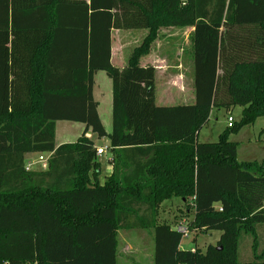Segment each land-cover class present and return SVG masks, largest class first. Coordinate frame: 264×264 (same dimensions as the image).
I'll return each mask as SVG.
<instances>
[{
    "label": "trees",
    "instance_id": "16d2710c",
    "mask_svg": "<svg viewBox=\"0 0 264 264\" xmlns=\"http://www.w3.org/2000/svg\"><path fill=\"white\" fill-rule=\"evenodd\" d=\"M193 28L194 102L157 106L154 68L140 66L159 31ZM113 30H145L127 64L111 62ZM111 84V131L93 99ZM240 118L214 143L198 134L212 110ZM264 117V0H0V264H116L118 230H152V264H264V158L239 162L229 141ZM56 122L78 123L54 145ZM95 139L112 173L100 185ZM26 154L49 155L25 171ZM179 199L193 246L159 220ZM216 231L198 249L199 234ZM242 235L252 238L239 261Z\"/></svg>",
    "mask_w": 264,
    "mask_h": 264
},
{
    "label": "rangeland",
    "instance_id": "374dc122",
    "mask_svg": "<svg viewBox=\"0 0 264 264\" xmlns=\"http://www.w3.org/2000/svg\"><path fill=\"white\" fill-rule=\"evenodd\" d=\"M177 31H181L180 29L175 30H162L161 32V38L167 37L169 40H171L170 47L173 49L177 45V41L175 39ZM136 32L134 34L136 41H132L129 43V46L123 51V57L126 62L129 53L131 49L136 46L140 40L142 39L143 35L146 34L144 30H137L133 31ZM162 43V41H159L158 45ZM185 43V42H184ZM158 45L156 49L158 50ZM189 44H185L184 46L187 47ZM155 44H153V48H155ZM184 47V48H185ZM152 52V51H150ZM146 58V57H145ZM142 60L143 62L145 61ZM95 85L93 87L94 89V96L96 100L98 101V108L97 113L98 117L101 121V124L105 130L106 133H110L111 131V117H110V108H111V101H108V98L110 97L111 92V84L110 80L107 78L104 72H98L96 76L94 77ZM156 91H155V103L161 104L162 101H159L161 98L159 96L162 95L161 90L156 85ZM240 112L241 108L235 107L233 111L228 115L234 122L238 121L240 118ZM228 116H225L224 112L220 110L219 112H215L214 115H210V118L208 120V123L202 128L200 133L198 134V142L199 143H214L217 141L218 136L221 134V132L226 127V118ZM56 134L54 143L60 144V143H73L77 140V138L80 136L82 131V125L78 123H70V122H57L56 123ZM91 140H93L96 149H103V140H97L95 137L90 134ZM229 141L237 144V155L236 159L239 162H260L262 158L264 157V117L258 118L254 124L242 128L239 133L235 135L229 136ZM106 154L107 151H104ZM104 153L102 155H104ZM37 154L30 155L29 161L33 162V164L37 161ZM45 158V156H43ZM102 157V158H101ZM97 157L96 160L98 164L103 165V156ZM101 162V163H100ZM45 162L41 163H35L33 166L30 167V170L33 171H42L45 169ZM172 200V199H171ZM178 202L172 203L170 202H163L160 206V212L159 216L163 215L165 213H171L174 212L176 209H182L179 210L181 215L185 212V207H182V203L179 199H177ZM191 215V214H189ZM192 216V215H191ZM162 217H159V220H162ZM190 217V216H189ZM182 219V218H181ZM179 217V220H181ZM190 219V218H189ZM188 218H186V222L184 224L175 225L177 226H184L186 228L187 223L190 221ZM192 219V218H191ZM171 220V219H170ZM169 221V219L167 220ZM174 227V228H175ZM150 232V231H149ZM134 233V230L129 231H119L116 236V264H123L121 259L119 261L118 255L123 252V239L125 238V234ZM140 233V232H139ZM211 233V235H210ZM141 234V233H140ZM219 234V232L212 231L204 234H199L195 238V246L200 249L201 251H204L205 248L208 245L214 246L216 244V237ZM136 235H134L135 237ZM144 243H148L150 239V234H141L140 235ZM218 238V237H217ZM257 251L260 253L262 250H264V225L259 226L257 229ZM135 239H137L135 237ZM151 241V239H150ZM251 245H252V238L248 235H242L238 247V258L239 261L249 260L250 257H252L251 253ZM193 246L192 244V236L182 238L181 240V247L183 249H189ZM147 248V247H146ZM125 264H151V257H150V248L149 251L147 249V257L141 258L137 262H130Z\"/></svg>",
    "mask_w": 264,
    "mask_h": 264
},
{
    "label": "crops",
    "instance_id": "0c3cea01",
    "mask_svg": "<svg viewBox=\"0 0 264 264\" xmlns=\"http://www.w3.org/2000/svg\"><path fill=\"white\" fill-rule=\"evenodd\" d=\"M175 29H180L181 31H177L176 33L177 35L175 39L178 43L176 47L171 49L169 48L171 46L169 43L171 42V40H169L167 37L161 38L160 36L162 35L161 34L162 30H175ZM133 31H137V30H113L111 32L110 62L116 68L121 69L127 64L128 58L125 62L124 57H123V51L125 49V46L126 48L129 46L130 42L137 40V38L135 39V36H134L136 32H133ZM192 32H193V28L191 27L161 29L159 31L158 38L153 43L156 45L155 48H153V44H152L150 48V51L152 52L149 51V53L146 56L140 59V66H151L155 70L154 71V101L156 100L155 98V91L157 90L156 85L161 90V93H162V95L159 96V98H161L159 101H162V102L161 104H158L157 106L189 105V104H193L194 102V60H193V49H192V44H191ZM145 35L146 34L143 35L142 39L144 38ZM142 39L140 40V42L142 41ZM159 41H162V43L158 45ZM140 42L136 46H134L131 49V51L135 47H137L140 44ZM186 43L189 44L187 45V47L184 46ZM157 45H158V50L156 49ZM144 58H145V61L143 62L142 60H144ZM96 74L94 75V77L96 76ZM94 85H95V82L93 84V87ZM92 95H93L94 101H96L97 104H99L98 103L99 100L95 99L93 88H92ZM108 101H111V92H110V97L108 98ZM219 111L220 109L212 110V115H214L215 112H219ZM56 123L54 126V139H55V134H56V130H55L56 129L55 127L57 125ZM82 131H83V127H82ZM90 136L91 135L88 132L86 133L85 137L88 139H91ZM102 140H103V149L107 151L108 141L107 139H102ZM60 144H64V143H60ZM60 144L54 143L55 146H58ZM30 155L32 154H26L24 156V164L25 166L29 168V170L31 166H33L35 163H38L36 161L33 164V162L29 161L30 159H32V158H29ZM37 156L39 157L38 154ZM42 156H45V158L47 159L49 155H42ZM101 156H103V165L102 164L99 165L98 183L100 185L104 182L106 177H109L111 175L112 165L110 164V162L113 160L112 153L107 152L106 154L104 153V155H101ZM101 156H97V157H101ZM30 171H33V170H30ZM170 201H172V203L174 202V204H176L175 202H178L176 198ZM181 206L184 207L183 205ZM179 210H182V209H176L174 212L172 211L171 213H165L163 215L164 217L160 215L159 217L160 218L162 217V220L160 221L166 222L167 224L175 226L179 224H184L186 222L185 221L186 218L188 219L190 218L189 220H191L192 216L189 215V213L185 211L181 215ZM179 217L180 219L181 218L182 219L179 220ZM168 219L169 221H167ZM133 230H134V233L125 234V238L123 239V244H124L123 252L118 255L119 261L121 259L123 264L134 262V261L137 262L141 258L147 257V249L149 251V248H150V257H151V264H152L153 262V258H152V255H153V234L152 233L153 232L152 230H149V229L148 230L133 229ZM119 231H123V230H118L117 233ZM124 231H129V230H124ZM139 232L141 234H146V235L149 233L151 241L149 239L148 243L145 244ZM134 235H136L135 237L137 239H135ZM189 236H192V234L190 233ZM217 237H219V234L217 235ZM217 237H216V241L218 239ZM116 244H117V241H116ZM179 248L183 249L181 247V242L179 244Z\"/></svg>",
    "mask_w": 264,
    "mask_h": 264
},
{
    "label": "built area",
    "instance_id": "2783aa9c",
    "mask_svg": "<svg viewBox=\"0 0 264 264\" xmlns=\"http://www.w3.org/2000/svg\"><path fill=\"white\" fill-rule=\"evenodd\" d=\"M232 123H233L232 118H230V116H228L226 118V124H227L226 126L230 127L232 125ZM104 151H105V149H97L96 156H101L104 153ZM37 162L38 163L46 162V158H44L42 155H40L37 158ZM25 171H29V168L27 166H25ZM174 230L176 232L180 233L182 238H186L187 236L190 235V232L184 226H177L174 228Z\"/></svg>",
    "mask_w": 264,
    "mask_h": 264
}]
</instances>
